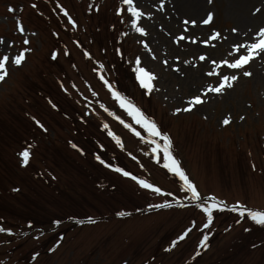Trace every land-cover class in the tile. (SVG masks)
Segmentation results:
<instances>
[{
  "label": "rangeland",
  "instance_id": "374dc122",
  "mask_svg": "<svg viewBox=\"0 0 264 264\" xmlns=\"http://www.w3.org/2000/svg\"><path fill=\"white\" fill-rule=\"evenodd\" d=\"M163 1L134 0L145 13L140 26L145 28L147 35L141 37L131 28L126 11L117 15L118 8L126 9L122 0H0V38L5 41L0 45V57L4 54L10 57L8 75L0 81V113L16 111L19 105L28 110L35 108L42 114L47 112L61 122L63 129L57 126L56 137L48 130L45 133L47 140L43 137V141L47 143L54 139L58 145L62 140L60 147L68 152L66 142L70 125L62 115L68 116L72 110H77L105 133L109 130L115 133L127 149L126 153L135 158L140 155L143 161L132 159L138 163V167L131 168L135 176L172 193L171 196L157 195L131 179L124 183L126 194L119 191L112 202L107 191L93 185L92 190L102 202H112L111 205L96 206L105 213L103 225L97 228L102 229L103 237L97 230H92L94 227L89 228L90 225L82 227V236L78 235L81 229L72 222L51 226L52 219L47 211H34L35 220L41 221L39 225L45 223L44 226L28 228L18 222L13 224L14 228L1 226L6 231L0 232V264H264V227L247 217L237 223L240 218L235 212L233 217L214 212L210 228H203L206 216L197 207L200 202L191 201L190 194L181 190L179 178L162 167V158L160 163L156 162L151 155V145L141 142L109 115V112L115 113L147 138L100 79L103 75L114 89L109 65L103 60L109 57L102 55L104 51L110 52L111 43L113 48L123 49L127 54L128 67L134 77L132 69L137 58L142 67L157 77L150 93L136 80V83L126 85L128 96L123 95L135 100L146 116L170 137L173 152L201 196L213 193L227 199L228 204L246 202L249 208L264 211V58H255L243 70H231L226 66L217 68L221 75H238L239 79L232 88H226L220 94L203 95L209 86L218 85V77L207 75L216 67L212 61L231 62L238 55L235 45L247 41L256 31L259 16L254 14V9L260 8L261 2L204 0L203 10L198 15L189 9L187 0H172L161 8ZM9 8L15 11L10 12ZM64 11L75 21V27ZM208 13L213 14V20L204 25L202 21ZM184 20L197 23L195 26L184 25ZM249 20L256 23L246 24ZM20 24L24 33L18 30ZM215 32H219L220 37L211 40L210 36ZM180 35L186 39L177 43L176 38ZM24 39L30 43L23 44ZM83 43L94 54L92 71L96 76L83 63L80 55ZM25 48L30 49L25 53V60L20 66L14 65L12 58ZM53 53H57L56 59H52ZM201 56L206 59L202 61ZM196 69L202 72L200 78L189 79L192 77L189 72ZM242 71H250L252 76L245 77ZM42 78L47 79L58 95V101L63 105L60 111L41 101L42 87L37 83L42 82ZM37 88L39 91L33 93ZM196 95H201L205 102L191 111H183ZM225 119H229V124L223 123ZM105 124L108 129L104 128ZM18 158L22 165L20 155ZM58 180V176L54 180L44 178L38 185L40 190L35 192L37 197H31L33 202L42 205L39 197L53 194L52 185ZM128 194L132 202L128 210L135 213L131 218L108 213L112 204L121 209ZM0 197L11 201L6 198V193ZM164 203L172 206L155 210L154 205ZM134 208H141L142 212L137 213ZM221 213L223 218L228 216L223 225H220ZM193 222L195 227L187 237L171 251H166L193 226ZM130 229H133L131 235H124L122 240V234ZM204 235L209 237L207 247L202 250L204 253L200 258L191 259L199 250L198 244ZM88 236L91 239L86 240ZM163 237L168 245L159 250L157 247ZM85 240L93 242L82 244ZM95 244L101 248L99 252L94 251ZM82 248L85 251H81ZM189 251L183 256V252Z\"/></svg>",
  "mask_w": 264,
  "mask_h": 264
},
{
  "label": "snow or ice",
  "instance_id": "6c2138e0",
  "mask_svg": "<svg viewBox=\"0 0 264 264\" xmlns=\"http://www.w3.org/2000/svg\"><path fill=\"white\" fill-rule=\"evenodd\" d=\"M211 2V0H209ZM122 4L126 6V9L124 8H118L117 15H123L126 11L129 14L130 21H131V28L137 32L141 37L146 36L147 32L144 27L140 26L141 19L145 16V13L140 10L134 0H122ZM33 8L36 7L35 4L32 5ZM161 8H163V5H161ZM98 10V9H97ZM9 11H15L12 8H9ZM261 8L257 7L254 9V14L260 13ZM64 15L66 17H69V22L72 24L73 27H75V21L71 19L67 11H64ZM149 19H151V16L148 15ZM213 20V14L208 13L207 17L203 19L202 23L204 25H208ZM124 21L121 20V23ZM197 21L195 20H184V25H193L195 26ZM19 32L24 33L25 29L23 28V25L20 24L19 26ZM187 31V28H185V32ZM235 31V29H233ZM35 35V33H33ZM124 35H127V33H124ZM220 37L219 32H215L211 34L210 39L211 40H217ZM186 37L184 35H180L176 38L177 43L179 41L185 40ZM253 42L249 43H240L235 45V53L238 55L236 58H234L231 62L228 60H223L221 63H217L215 60L212 61V63L216 66L212 70H210L207 75L208 76H216L218 77V85L215 87L209 86L205 92L203 93L204 96H207L209 93H216L220 94L222 93L226 88H232L234 86L235 81L239 79L238 75H221L220 72L216 71L217 68H221L223 66H226L228 69L231 70H243L245 66H247L252 60H254L257 57L264 58V27L259 28V30L256 32L254 37L250 38ZM193 43L196 41L193 40ZM30 41L28 39L23 40V44L27 45ZM207 43V41H205ZM5 44V41L0 38V45ZM10 46V45H9ZM144 47L147 49L148 45L145 43ZM241 49L244 50V52L241 54ZM30 51V49L25 48L21 51H19L18 54H16L11 62L14 63L16 66H20L22 62L25 60V53ZM119 52V50H117ZM87 55V53H85ZM231 55V53H230ZM57 58V53L52 54V59ZM155 58V57H153ZM200 59L203 61L206 59V57L201 56ZM10 61V57L8 54H4L2 57H0V81H3L7 75V65ZM167 63V61H165ZM101 67H103L101 65ZM178 70V69H177ZM132 71L135 73V78L139 82V85L141 88L148 90L150 93L153 88V81L157 78L153 73L146 70L144 67L141 66V60L139 58L135 61V67L132 69ZM242 74L245 77H251L252 73L250 71H242ZM100 79L103 80L104 84L108 87L109 91L112 94V97L114 100H116L119 104V107L126 112V114L131 118V120L134 122L135 125H138L140 129L143 130L147 134V138L142 135L141 131H138L135 127H133L132 124L126 123L123 119H121L119 116H116L115 113L109 112V115H112L114 119L118 120L119 123H121L126 129H128L134 136L139 138V140L145 144L151 145V155L155 157L156 162L160 163L161 158L163 160L162 167L164 169H167L169 173H171L173 176L178 177L181 183V190L187 195L190 194V199L193 202H200L197 204V207L200 208L201 212L205 214L206 216V222L203 224V228H210L213 218H214V212H222L225 210L224 202L218 201L215 196H209V197H202L201 193L198 191L197 186L192 182V180L188 177L184 169L181 167L180 161L176 159V157L172 154V141L170 137L167 134H164L161 129L157 126L156 122L152 119H150L146 114L135 104L131 102L126 96L121 95L119 91H116L112 88L111 84L104 78L103 75L100 76ZM95 95V93H93ZM205 101L202 99L201 95H196L191 100L187 102L188 106L183 109V111H191L193 107L196 105H200L204 103ZM55 107V105H53ZM103 107V105H101ZM105 111H108L105 109ZM177 111H180V109H177ZM229 119H225L223 123L225 125L229 124ZM39 123V122H37ZM43 127L42 125H40ZM108 125L105 124L104 128L108 129ZM108 135L115 141L117 145H119L123 149V143L122 140L112 131H108ZM162 142V143H161ZM74 148L76 147L75 144L72 145ZM148 154V153H145ZM20 157L22 158V166H27L30 160V150L29 148H25L23 151L19 153ZM133 159H136L134 156ZM96 159L104 165L107 168H111L113 171L122 174L124 177H129L132 180H134L141 188L150 190L151 192L157 194V195H165V196H171L172 193L164 192L160 187L155 186L153 183L148 182L147 180L140 179L137 176L133 175L129 171L124 170L122 167L119 166H113L112 164L106 162L103 160L99 155L96 156ZM179 203V201H178ZM172 205L169 203L164 204H158L154 205V207L163 208V207H171ZM232 212L237 213L238 217L240 219L237 220V223H240L241 220L245 217H247L249 220H251L254 224L264 227V211H257L247 208L245 205L237 203L232 206L231 208ZM126 213H119V215L123 216ZM130 215V213H128ZM78 223H83L84 221H77ZM89 223H95V221L89 217L88 218ZM57 224H59V221H56ZM195 227V222H193V226L188 228L185 232H183L177 240L172 242L171 248L166 249V251H171L172 248H175L179 241L184 240L187 235L193 230ZM6 229L3 227H0V232H5ZM245 231H249V229H245ZM9 235L12 233L9 231ZM38 238V237H37ZM209 237L208 235H204L203 239L200 240V247H207V241ZM55 249H52L54 251ZM200 253L197 252L196 255L198 256ZM39 253H37V256ZM36 257H33L35 259Z\"/></svg>",
  "mask_w": 264,
  "mask_h": 264
},
{
  "label": "bare ground",
  "instance_id": "6f19581e",
  "mask_svg": "<svg viewBox=\"0 0 264 264\" xmlns=\"http://www.w3.org/2000/svg\"><path fill=\"white\" fill-rule=\"evenodd\" d=\"M254 1L257 2L258 0H254ZM186 2L189 5V9H191L193 12H196V14H198V15H199V12H201L203 10L202 8L204 5V0H187ZM259 3L262 4L263 0H259ZM256 16H259V17H258V20L256 21L257 23L255 22V20H254V23H256L257 29L259 30V28L264 27V10H261V12L257 13ZM254 23H253V20H249L246 22V24H251V25H254ZM245 32L248 33L249 29ZM254 35L252 37H254ZM250 38L251 37H248V40L245 41L244 43L252 42V40ZM241 50H243V49H241ZM189 74L192 75V77L189 76V79L200 78V75L202 74V72L201 71L198 72V69H196L195 71H190ZM197 90H199V88Z\"/></svg>",
  "mask_w": 264,
  "mask_h": 264
}]
</instances>
